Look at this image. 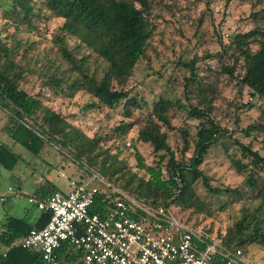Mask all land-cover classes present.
<instances>
[{"label":"trees","instance_id":"trees-1","mask_svg":"<svg viewBox=\"0 0 264 264\" xmlns=\"http://www.w3.org/2000/svg\"><path fill=\"white\" fill-rule=\"evenodd\" d=\"M203 1L205 12L199 17V23L205 15L210 14L211 0ZM232 1L225 0V4ZM162 4L168 6L166 0H10L6 3L9 8L5 12L9 11L8 18L18 29L23 25L25 30H34V20L44 15L61 20L53 42L67 64L66 71L57 73V67L46 78V84L57 96L71 99L82 91L91 97L84 109L101 111L122 103L126 114L133 108H141V103L128 95L123 88L124 80L117 78L119 88L112 84L113 74L129 77L136 63L146 55L151 39L158 33L156 20L159 15L155 14V9ZM250 18L252 28L233 33L226 43L220 42L218 52L207 51L203 55L202 59L214 61L217 69L207 65L208 73L200 75L196 56L189 60L181 57L174 62L173 68L181 65L189 71L183 88L187 115L199 120V124L194 137H190L188 131L181 130V156L176 158L167 142V130L163 128H172L174 112L184 106L178 99L172 100L162 95L157 98L147 119L137 130V140L149 144L157 153L155 164H146L140 151L132 144L136 168L142 170L147 178L128 168L126 160L118 159V152L112 153L104 147L101 143L104 138L97 135L89 137L39 97L22 89L19 82L26 70L13 58L15 45L9 41L11 35L2 36L0 32V107L8 114L6 130L14 142L33 154H39L48 144L66 149L68 160L87 173L89 170L98 172L113 188L147 205H174L181 209L196 207L197 197L192 185L199 179L206 190L214 195L225 192L239 196L241 192L237 187H213L209 176L199 166L211 148L217 146L225 136L233 138L236 131H228L215 114L221 75L234 82L238 95L246 92L252 98L264 99V7L253 11ZM66 37L74 38L77 46L82 47L80 56L68 48ZM92 55L102 63L100 68L90 69L89 59ZM212 73L214 76H210ZM247 106L252 107V104ZM260 116L264 118V106ZM237 120L238 117L235 118ZM134 125L133 121L121 123L111 133L117 137L123 136ZM238 130L246 136L252 131L264 132V123L256 121ZM234 141L249 164L240 159H232V164L238 173L250 167L245 181L256 196L264 199V180H259L264 171V157L237 138ZM191 146L192 153L187 158L185 152ZM18 159V155L0 144V166L13 169ZM112 187H100L89 208L90 213L102 214L107 206L121 197ZM46 197L47 194L38 195L39 199ZM263 206L264 200L253 211H246L222 236V241L232 248L253 243L264 245V218L260 213ZM49 217L48 211L41 210L34 222L25 217L7 216L0 224V244L5 247L4 251H0V264H41L40 253L21 247L19 241L31 228L44 226ZM201 230L210 233L209 228ZM58 254L61 257L59 264L71 257L66 244L60 247Z\"/></svg>","mask_w":264,"mask_h":264},{"label":"rangeland","instance_id":"rangeland-1","mask_svg":"<svg viewBox=\"0 0 264 264\" xmlns=\"http://www.w3.org/2000/svg\"><path fill=\"white\" fill-rule=\"evenodd\" d=\"M7 2L10 0H0V32L2 36L11 35L12 39L9 41L15 45L13 58L26 70L23 79L19 82L20 87L28 94L39 97L44 104L61 113L89 137L97 135L104 138L101 140L104 147L112 153L118 152V159L126 160L128 168L145 178L147 175L136 168L132 144L134 143L140 151L146 164H155L158 159L157 153L149 144L137 140V130L147 119L157 98L162 95L172 100L178 99L184 106L183 109H176L174 112L171 119L172 128H163L167 130V142L176 158L181 156V130L188 131L190 137H194L199 124V120L187 115L183 88L189 71L181 65H175L173 68L174 62L181 57L189 60L196 56L200 75L208 73L207 65L217 69L214 61L202 59L205 52H218L221 49L220 42L224 44L233 33L252 28L250 14L264 7V0H234L228 5L225 4V0H211L210 14L205 15L204 20L199 23V17L205 12L203 0H166L168 6L162 4L155 9V14L159 15L156 20L158 33L151 39L146 55L136 63L129 77L113 74L112 84L119 88L117 78L124 80L123 88L128 95L135 97L141 103V108H133L125 114L122 103L115 108H104L101 111L84 109L91 97L82 91L77 92L71 99L57 96L46 84V78L48 73L55 71L57 67H59L57 73L66 71L67 64L53 42V36L57 33L61 20L47 18L44 15L34 20V30H25L23 25L18 29L8 18L9 11L5 12V9L9 8ZM65 40L68 48L77 56L82 54L83 49L77 46L78 42L74 38L66 37ZM89 66L90 69L100 68L102 63L92 55ZM218 84L220 97L216 100L215 114L228 131H236L233 138L225 136L217 146L211 148L199 168L209 176V182L213 187H237L241 195L225 192L214 195L206 190L202 180L199 179L192 185L198 206L181 209L171 205L168 209L176 219L195 228H209L211 236L223 238L222 236L246 211H253L264 200L256 196L255 191H252L245 181L250 167L238 173L231 162L232 159H240L249 164L248 159L242 157L240 147L234 138L244 145H249L252 150L258 151L259 155L264 157V132L252 131L246 136L238 130L256 121L264 123V118L260 116L264 99L252 98L246 92L238 95L237 86L232 80L228 81L224 75H221ZM249 103L252 107L247 106ZM240 105L242 107H238ZM236 117H238L237 121H235ZM130 121L135 122L136 125L125 135L117 137L111 133L117 125ZM7 124V111L0 107V144L7 146L19 156V161L13 169L0 166V195L6 197L5 202L0 201V224L3 222L5 208L9 205L16 206L21 211V215H36L39 212L36 202L29 199L31 196L35 197L33 192L38 186L35 181L38 174L48 177L53 185L63 191L69 188V184L59 171L68 178L84 180L89 178L82 167L67 159L66 149L48 144L39 154H33L11 139L6 130ZM191 153L192 146L185 152V156L188 158ZM28 166L34 169L29 170ZM260 176L262 179L259 180H264V171ZM262 183L264 184V181ZM8 187H11L12 191H9ZM260 213L264 218V206ZM0 249H4L1 244ZM241 249L244 250V255L251 264H264V245L253 243L241 246ZM73 254L75 253L71 252V255ZM63 264H82V262L75 257L72 261Z\"/></svg>","mask_w":264,"mask_h":264},{"label":"built area","instance_id":"built-area-1","mask_svg":"<svg viewBox=\"0 0 264 264\" xmlns=\"http://www.w3.org/2000/svg\"><path fill=\"white\" fill-rule=\"evenodd\" d=\"M60 174L68 180L69 190H54L45 199L29 198L50 217L19 241L21 247L40 253L41 264H59L63 244L82 264H251L241 248L176 219L168 207L127 196L94 170L86 180ZM101 186L112 187L121 197L102 214L90 213ZM5 200L0 195V201Z\"/></svg>","mask_w":264,"mask_h":264},{"label":"crops","instance_id":"crops-1","mask_svg":"<svg viewBox=\"0 0 264 264\" xmlns=\"http://www.w3.org/2000/svg\"><path fill=\"white\" fill-rule=\"evenodd\" d=\"M28 168H29V170H33L34 169L31 166H28ZM59 173H61V171H59ZM79 180H82V178H79ZM35 181H37L36 186L37 185L38 186L34 189L33 196H35L36 198H38V195L42 196V194H47V196H48V194L51 191L60 190L57 186L53 185L51 183V181L48 179V177H46V176L44 177V176H41V175L38 174ZM68 190H69V188L66 191H63V190H60V191L67 192ZM38 213L36 215H28V214L21 215V211L19 209H17L16 206L9 205L8 207L5 208V214H4L3 220L7 216H16V217H25L29 221L34 222V221H36V219L38 217ZM4 250H5V247H4V249H0V251H4ZM74 255L75 254L71 255V257H70V259L68 261H72L75 258Z\"/></svg>","mask_w":264,"mask_h":264}]
</instances>
